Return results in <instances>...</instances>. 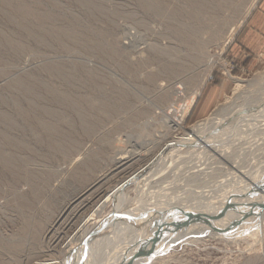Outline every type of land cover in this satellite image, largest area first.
Segmentation results:
<instances>
[{
  "label": "rangeland",
  "instance_id": "rangeland-1",
  "mask_svg": "<svg viewBox=\"0 0 264 264\" xmlns=\"http://www.w3.org/2000/svg\"><path fill=\"white\" fill-rule=\"evenodd\" d=\"M80 1L0 0V264L64 261L83 229L118 204L115 191L121 181L155 159L170 137L162 111L189 102L182 101L183 95L172 101L173 92L180 89L188 98L201 89L186 128L210 117L220 103L223 115L237 107L232 101L226 104L235 87L233 78L256 82L243 99L233 101L236 105L264 94V55L247 52L240 38L262 0ZM209 58L217 61L213 68L207 65ZM17 82L32 88L30 93ZM217 122L214 129L221 126ZM43 123L54 129L47 131ZM257 128H248L241 144L238 140L226 150L228 163L252 170L264 153V146L257 145L264 128ZM250 140L258 143L251 148ZM138 151L142 154L134 161L131 157L123 165L115 163L118 155ZM4 157L13 163L6 164ZM184 161L167 174L171 178L164 175L147 189L130 187L133 205L158 198L165 190L169 198L179 192L182 198L189 196L186 200H199L195 191L210 190L220 180L218 171L214 180L211 175L186 178L184 171L195 162L189 160L191 166L185 167ZM148 188L154 191L150 194ZM251 201L236 205L233 211L240 213L235 212V222H223L214 230H183L180 235L173 232L172 238L170 230L148 229L146 236L141 234V246L122 248L112 264H264V198Z\"/></svg>",
  "mask_w": 264,
  "mask_h": 264
},
{
  "label": "bare ground",
  "instance_id": "bare-ground-1",
  "mask_svg": "<svg viewBox=\"0 0 264 264\" xmlns=\"http://www.w3.org/2000/svg\"><path fill=\"white\" fill-rule=\"evenodd\" d=\"M81 1L80 2L83 3L86 0H81ZM193 2H195V1H193ZM222 2H224V1H222ZM88 3H90V2H88ZM90 4L92 5V2ZM148 8H150V7H148ZM164 12L166 13V11H164ZM167 14H164V15H167ZM207 16L208 15H206V18H207ZM192 19H193V17H192ZM184 20H186V19H184ZM170 22L172 23L173 21H170ZM173 24H175V22ZM223 24L221 26H223ZM226 24H224V26ZM176 25H177V23H176ZM182 25H184V24H182ZM220 27L218 26V28H220ZM234 31L235 30H233V32ZM72 34L73 33H70V35H72ZM72 37H74V36L72 35ZM77 38H78V36H77ZM200 46L198 45L197 47L200 48ZM194 50H196V49H194ZM161 52H162V50H161ZM168 54H170V53H168ZM216 64H217V61H215V59L209 58V61L207 64L208 66L213 68L214 66H216ZM210 67H209V69H210ZM227 76H228V74H227ZM233 79H234L233 82L235 83V87L233 89L232 96L226 97V104L230 103L232 101L231 103H233V105L235 104V106H237V107L234 110H232L229 114H227L229 112V111H227V113L223 115V113H222L223 111L220 112L221 111L220 109L224 103L223 104L220 103L215 108L214 113L210 117L198 121L197 123H195L194 125H192L189 128H186L185 124H186L188 117L191 116L192 110H193L194 106L197 104L198 98L201 96V89H198L196 92H194V94L190 95V97H188V98H186V96L182 92H178L180 89L177 90L175 93L173 92L172 101H176V100L178 101L179 99L177 98V96L183 95V98L181 97L182 101L187 99L189 102H188V104L184 103V106L182 108L177 107V104L173 103L170 107H168V109L162 111V114L164 116V122H165L164 126H166L169 129L170 137L167 138L168 140H166V142L164 143L162 148L158 151V154L155 157V159L144 164L139 169H137L133 173H131L123 181H121L120 185L118 187H116V191H115V193H117V196H119L118 204L110 211V213L108 212V214H106L94 226L83 229V231L81 232L80 239H78L77 241L74 242L73 248L69 251V254L65 257L64 261L60 262V261L48 260L46 262H43L42 264H68L69 259H70V261H72L69 264H112V263H114V262H112L114 258H116L117 256L120 257V255H122V253H123V251L121 250L122 248L126 247L129 249V248L133 247V245L134 246L136 244L138 245V242H141V241H143V239H145L143 237L140 238L141 234H142V236L143 235L146 236L148 234V231H149L148 229H150V225L153 222L152 220L159 217L158 215L160 213L168 212V211H180L181 214H184L186 217H191V218H194L195 220H198L200 222L199 224H194L188 230H186L189 232L190 231L191 232L196 231L199 229H208V228L214 230L215 228L220 227L221 223H223V222H225L227 224L230 222L229 220H231V219H232L231 221L235 222V220L233 219V216H235L236 213H240V212H236L238 210L233 211L235 209L236 205H239L243 202H246L247 200H250V201L253 200L254 201V200H258L259 198H264V153L262 154V157H259V160L256 162V164L252 168V170L248 169V171L243 170V168L241 167L242 166L241 164H240L241 166L234 165L235 161L232 164L228 163L226 161L227 157L229 156V155L227 156V154H228L227 149L229 147H231V145L235 146V144H236L235 142H237L238 140H239L238 142L241 144L240 139L244 136V134L245 135L248 134V133L246 134V130L248 128L253 129L254 127H259L257 129H260V127L262 128V126L264 128V94H262V97H260L261 94L259 96L257 95L256 97H258V99L255 98L256 100L254 99L251 102H248L249 100H247V101L240 103L239 105H236L237 103L233 102V101L240 100L242 98L243 94L248 93L247 91L250 88H251L250 90H252V88L256 85V82L254 83V80H253V82H248L249 80L246 81V80H243L242 78L241 79L240 78H233ZM261 79L263 80L264 78H261ZM257 82H259V81H257ZM259 83H261V82H259ZM259 83H257V84H259ZM262 83H263V81H262ZM17 84H18V82H17ZM18 85L19 86L21 85L20 87L22 89L28 91V92L30 91V89H32V88L29 89V87H26V85H23L21 83ZM262 85L260 86V88L262 87ZM253 90H255V88ZM258 90H259V88H258ZM31 91H33V90H31ZM255 93H257V91ZM254 94H252V95H254ZM34 95H35V93H34ZM163 95H166L167 97H169V95H167L166 93H164ZM53 98H54V96H53ZM163 98H165V97L163 96ZM40 110H42V112H44L50 116L59 117V115L57 114L58 112L55 113V112H53L47 108H41ZM1 118L7 123L10 122L9 118L6 116H2ZM215 122H217V123L221 122V126H219L220 128H217V129L213 128L214 127L213 124ZM44 125H45V129H47V131H49V132L51 131V129H54V127L50 128L49 125H46V124H44ZM91 126H90V129H88V131L93 129V127L91 128ZM212 128L214 129V131H212ZM252 133L257 134V132H253V131H252ZM253 135H255V134H253ZM261 135H262V137L261 138L259 137V143L257 142L258 143L257 144L256 142H254L258 145V147L260 145L264 146V133H261ZM249 137H251V136H249ZM253 138L255 141L257 136H255ZM248 139L252 140V138H248ZM245 140H247V139L245 138ZM238 142H237V144H238ZM247 142H248V140H247ZM247 142L245 141L244 143L246 144ZM252 142L253 141H251V145L249 144L251 146V148H252V144H254ZM244 143L242 144L243 147H244ZM257 145L255 147H257ZM238 147H240V146H238ZM238 147H235V148L237 149ZM247 147H248V144L246 145L245 148L248 149ZM238 149H240V148H238ZM246 149H244V150H246ZM255 149H254V153H255ZM230 150H231V148H230ZM235 150H233V151H235ZM241 150H242V148H241ZM247 151H249V150H247ZM263 151H264V148H263ZM239 152H241V151H239ZM231 153L232 152H230L229 154H231ZM141 154H142V152H139V151H138V153L135 152L134 154H132L130 156H129V154H127L128 155L127 156L126 154L123 153V154L118 155V156L116 155L117 156L116 160L115 159L114 160H115V163L117 161V163L119 165L120 164L123 165V163L126 162L127 159H130L132 157V160H133V158L140 157ZM242 154L243 153L241 152V155ZM212 158L215 161L218 159V161H217L218 163L213 164L211 162ZM240 158H242V157L240 156ZM240 158H239V160H240ZM184 159H187V162L190 160V163H192V164H193V162L196 163V164L195 163L193 164L194 165L193 167H191V168L188 167L187 168L188 170L184 171V174L187 175L186 178L189 177L190 179L193 180V179H195L194 177H196V176L199 177V175H201V176L204 175L205 176L204 178H210V175H211V177L213 179V176H216L215 171H218L219 174L217 176L220 175L219 176L220 180L218 179L219 181L216 182V185H214L212 187V189H210V190H208L209 189V187H208L207 191L203 190L204 192L201 193L202 189L200 188L201 190H199V192L201 194L194 190L196 193H198V196L201 195V197H200L201 199H199V197H198L199 200H193V199L186 200V198L189 197V196H187V194H189L187 192L188 191L190 192V190H193L192 188L194 186L192 185L193 187L190 190L188 188L186 189V190H188L186 192V196H187V197L185 196L186 198H184V196L182 198V195L179 192L178 193L181 196H179V195L176 196L178 194L177 193L176 195H173L171 198H169L168 194H170V193L166 192V190H165V191L160 192V195H159V192L157 193L159 195L158 198L156 196H154L155 199L152 200V198H153L152 197L151 200L148 202H143V201L141 202L135 198L139 202L135 206L133 205L134 203H132V200L130 199L131 197L129 196L130 195L129 194L130 193V191H129L130 187L133 186V187H136L138 189L139 187L141 188V186H142L143 188H141V189H144V188L147 189V187L151 183H153V181H156L160 177L163 178L164 175L171 174V171L177 169L178 163H180ZM3 160L5 161L6 164H8V163L11 164V162H12V158H10V157H4ZM187 162H185L186 164H184L185 167H186V165L188 166V164H189V163L187 164ZM244 163L245 162H243V164ZM216 164H218L221 167L220 168H219V166L214 167V165L216 166ZM119 165H117L118 168H119ZM250 167H248V168H250ZM180 169H181V167H180ZM125 171H126V169H125ZM178 171H179V169H178ZM221 171H222V173L223 172L224 173L227 172V173L222 175L220 173ZM218 172H216V173H218ZM174 173H175V171H174ZM178 174L180 175L181 173L179 172ZM174 175H173V178H174ZM167 176L170 177L169 175H167ZM164 177H166V176H164ZM171 177H172V175H171ZM176 178H174L175 181H176ZM181 179H180V181H181ZM214 179H215V177H214ZM203 180H205V179H203ZM188 181H190V180H188ZM205 182H207V181H204V184H205ZM165 183H168V182H165ZM199 183L202 184L201 182H199ZM153 184H155V183H153ZM204 184L202 186H204ZM177 185L175 184L176 187H177ZM161 186L163 187L162 184H161ZM165 186H166V184H165ZM173 186H174V184H173ZM154 187H155V185H154ZM180 187L182 188L183 186L181 185ZM170 188H172V187H170ZM170 188H167V189H170ZM139 190H138V193H139ZM148 190H149V193L151 194L150 191H152V190H150L149 188H148ZM174 190H176V189H174ZM186 190H180V191L182 192V191H186ZM164 192H166L168 194H165ZM195 192H194V195L192 194V195H190V197H192V198L195 197ZM141 193H142V191L140 192V196H141ZM146 193H148V192H144V194H146ZM162 193H164V194H162ZM206 193H208V194H206ZM155 194L156 193L154 192V195ZM184 194H185V192H184ZM139 198H141V197H139ZM196 198H197V196H196ZM187 199H189V198H187ZM146 200H147V198H146ZM246 204H249V206H250V203H246ZM105 207H106V204L104 206H102V210H104ZM248 209H249V207H248ZM250 210H251V208H250ZM246 212H248V211H246ZM144 214H145V216H143ZM99 215H102V213H99ZM250 217L251 216H249V218ZM236 218H239V216ZM106 219L109 221L105 226L102 227L101 225L103 224V222ZM242 220H244L243 217H242ZM245 220H247V218ZM253 222H255V221H253ZM243 223H245V222H243ZM256 223H258V222H256ZM170 224L171 225L168 227V229L170 231H172V232H169V233H171V237H172L173 236L172 233L174 232V228H175L176 224L175 225H173V223H170ZM226 224H225V226L228 225V224L227 225ZM250 224H252V223H250ZM250 224H248V226ZM262 224H263V229H264V214L262 216ZM231 225H233V223H231ZM246 226H247V224H246ZM246 226H244V227H246ZM252 226H254V225L252 224ZM223 227H224V225H223ZM242 227H243V225H242ZM259 230H261V229H259ZM95 231H97V233H96V235H93V233H95ZM235 231H236V229H235ZM106 233H107V235H106ZM176 233L177 232H174V234H176ZM135 234H138L139 236L134 237ZM160 235H159V237H160ZM178 235H180V234H178ZM232 236H230V237H232ZM164 237H165V235H164ZM150 238L152 239V237H150ZM215 239H217V238H215ZM147 243H155V240H149ZM147 243L144 242L145 245ZM172 243H170V244H172ZM139 244L140 245H138V246H141V243H139ZM144 244H142V245H144ZM148 246H151V245H148ZM124 251H126V250H124ZM67 257H68V259H66Z\"/></svg>",
  "mask_w": 264,
  "mask_h": 264
},
{
  "label": "crops",
  "instance_id": "crops-1",
  "mask_svg": "<svg viewBox=\"0 0 264 264\" xmlns=\"http://www.w3.org/2000/svg\"><path fill=\"white\" fill-rule=\"evenodd\" d=\"M240 38L247 52L264 55V0L259 3L258 8L251 14L249 25L241 33ZM242 53L244 56L246 52Z\"/></svg>",
  "mask_w": 264,
  "mask_h": 264
},
{
  "label": "water",
  "instance_id": "water-1",
  "mask_svg": "<svg viewBox=\"0 0 264 264\" xmlns=\"http://www.w3.org/2000/svg\"><path fill=\"white\" fill-rule=\"evenodd\" d=\"M143 216H145V214ZM158 216L159 217L152 220L153 222L151 221L152 223L150 225V231L154 230V232L157 231V233H161L163 231L169 232L168 227L171 225L170 223H173V225L176 224L174 232H179L183 230H188L192 225L200 223L194 218L186 217L184 214H181L180 211L163 212L160 213ZM108 221L109 220L106 219L101 226H105ZM96 233L97 231H95L93 235H96Z\"/></svg>",
  "mask_w": 264,
  "mask_h": 264
}]
</instances>
